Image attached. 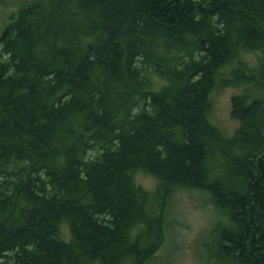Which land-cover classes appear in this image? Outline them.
I'll list each match as a JSON object with an SVG mask.
<instances>
[{
	"label": "trees",
	"instance_id": "1",
	"mask_svg": "<svg viewBox=\"0 0 264 264\" xmlns=\"http://www.w3.org/2000/svg\"><path fill=\"white\" fill-rule=\"evenodd\" d=\"M12 18L0 264H147L177 189L208 193L226 216L220 261L264 264V0H30ZM226 85L244 88L230 137L208 115Z\"/></svg>",
	"mask_w": 264,
	"mask_h": 264
},
{
	"label": "rangeland",
	"instance_id": "2",
	"mask_svg": "<svg viewBox=\"0 0 264 264\" xmlns=\"http://www.w3.org/2000/svg\"><path fill=\"white\" fill-rule=\"evenodd\" d=\"M29 1L0 0V36L8 24L13 22L12 17H16ZM260 58L261 53L252 51L244 52L241 56L247 70L257 68ZM235 67L236 63L226 67L225 76L231 78L230 71ZM243 89L226 85L215 90L210 97V120L227 137L235 133L239 124L231 116L232 98ZM135 180L149 192H153L158 183L153 175L145 172H137ZM166 213L164 224L155 226L158 232L156 242L160 241V244L147 264H226L216 255L219 236L214 232L216 229H226L227 218L218 213L208 193L195 189H177L170 198ZM61 236L69 239L68 226L62 229Z\"/></svg>",
	"mask_w": 264,
	"mask_h": 264
}]
</instances>
